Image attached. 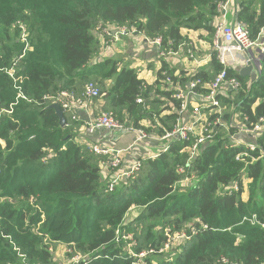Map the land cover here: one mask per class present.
<instances>
[{"label": "trees", "instance_id": "trees-1", "mask_svg": "<svg viewBox=\"0 0 264 264\" xmlns=\"http://www.w3.org/2000/svg\"><path fill=\"white\" fill-rule=\"evenodd\" d=\"M228 2L0 0V264L18 263L19 255L29 264H55L49 246L59 243L87 255L89 264H133L124 252L125 234L136 240L135 252L158 251L166 228L193 227L200 229L196 235L155 255L161 258L155 264H220L222 257L234 264H264V228L242 222L256 215L264 224V158L245 168L251 181L243 188L244 164L234 159L239 149H225L221 134L188 166V143L171 140L166 152L139 158L134 180L105 193L102 158L77 141L82 122L64 114L67 123L61 128L51 102L42 101L62 91L80 95L93 82L100 91L94 103L103 101L100 110L113 112L125 126L164 136L172 131L179 107L171 85L210 82L222 70L214 52L206 67L187 77L176 75L162 59L155 81L147 83L127 64L98 60L95 30L98 25L127 27L148 41L161 38L163 51H176L187 42L183 31H204L212 42L218 7ZM236 7V21L257 39L264 26V0H236ZM16 23L26 28V41ZM228 76L236 77L242 90L225 103L236 105L249 122L264 117V60L254 82L235 70ZM258 142L264 148V137ZM235 181H240L239 191L224 195ZM132 210L137 215L124 224Z\"/></svg>", "mask_w": 264, "mask_h": 264}, {"label": "built area", "instance_id": "built-area-1", "mask_svg": "<svg viewBox=\"0 0 264 264\" xmlns=\"http://www.w3.org/2000/svg\"><path fill=\"white\" fill-rule=\"evenodd\" d=\"M227 4L220 5L218 7L219 12H225ZM215 23V33L212 40L213 51L217 62L222 66V70L208 83H202L200 79H193L184 86L179 84L171 85V89L174 91L172 98L179 103V107L176 109L177 119L172 131L162 137H153L142 129H133L125 126L111 111L100 110L96 116H90L91 105L100 96V91L93 82L85 84L80 95L62 91L51 98L44 96L42 101L49 100L51 102L50 105L58 104L63 113L69 116L72 121L82 122L88 135L99 131L113 132L118 136L132 134L133 142L131 147L148 140L158 142L159 150L156 154L150 156L152 158L157 157L161 152H166L171 140L187 142L188 145L185 150L188 152L189 157L186 166L198 156L201 149L208 146L221 134L223 139H226L225 149H239L234 159L236 162L244 164L241 172L243 173L241 182L243 188H245L251 181L247 178V174L244 173L245 168L264 158V148L258 142L264 137V117L258 118L255 122H249L248 116L240 112L236 105H227L225 103L226 101H232L233 96L242 90L241 82L236 77H229L228 71L235 69L236 66L242 68L249 62L254 63V57L251 54L254 50H257L264 59V38L262 37L264 26L257 39L252 40L248 29L237 22L236 19L232 23H226L224 20H217ZM15 26L20 30L21 40L26 41V28L21 23H16ZM95 31L98 36L105 38L106 41L108 40L107 42L105 41L106 44L114 43L122 37L133 36L135 33L133 29L127 27L115 28L112 25H98ZM143 40L147 45L158 48V57L161 59L165 60L175 54L173 51H163L159 48L161 38H155L152 41ZM26 48H28V45H26ZM186 56L193 60L194 50L188 47ZM238 69L237 73L240 70ZM257 71L256 73L254 69L249 83L257 79L260 72L259 65ZM8 74L13 76V71H8ZM165 74L166 72H163V75ZM167 81L169 82V79ZM17 97L24 98L20 93ZM136 103L140 104L141 99L137 98ZM80 112L86 113V122L81 119ZM86 145L93 155L102 158L99 167L105 180V193H111L120 183L132 181L136 178L141 168L140 159L125 163L124 151L122 150L105 145ZM254 152L257 154L253 155ZM183 169L184 167H179L178 171L183 172ZM187 181L184 180L181 184H186ZM239 182L235 181L230 185L224 191V195L231 196L232 193L238 192L240 189ZM242 222H248L251 226L258 225L264 228V224L258 222L256 215L244 217ZM202 229H207V226L203 225ZM199 230L193 227L188 231L175 233L166 228L164 233L166 239L158 252H168L171 249L169 246L176 242L188 240L191 236L196 235ZM122 239L126 243V259L132 260L133 264H146L147 254L154 253L151 248L135 252L133 247L136 246V242H132L130 234H125ZM68 246L65 245L63 252L68 259V264H89L90 260L87 255H81ZM49 251H53L52 245L49 246ZM19 257L20 261L15 264H29L23 255H19ZM143 258L144 262H142ZM219 263L234 264L224 257L219 260Z\"/></svg>", "mask_w": 264, "mask_h": 264}, {"label": "crops", "instance_id": "crops-1", "mask_svg": "<svg viewBox=\"0 0 264 264\" xmlns=\"http://www.w3.org/2000/svg\"><path fill=\"white\" fill-rule=\"evenodd\" d=\"M236 12V0H229L225 12H221L219 20L232 23L236 18ZM183 35L186 36L187 42L182 46H179L176 51H173L175 54H173V56L167 57L165 61L170 69L175 70L176 75H182V73H184V76L181 77H187L188 75L195 72L197 73L202 68L206 67L210 62L211 54L214 51L212 42L206 40V32L183 31ZM262 37L264 38V31L262 32ZM97 38L99 40L101 49L98 59L99 61L103 59L118 60L120 62V67L127 64L129 68L135 69L138 72L139 77L145 79L147 83H152L155 81L157 72L161 68L162 59L158 57V52L155 47L147 45L141 36L122 37L114 43H107L109 45L105 43V38H99V36H97ZM188 47L194 50L193 60H190L186 56ZM251 54L254 57L253 62L257 73V61H260V66L264 59L261 60V56L257 50L252 51ZM238 68L239 67L236 66V68L232 70L237 71ZM245 79L250 81L251 77ZM102 103V100H99L95 103L93 102L89 111V115H97L100 109H102ZM80 117L86 122L87 116L85 112H80ZM77 141L81 144L105 145L114 147L117 150H122L124 151L123 157L125 159V163L132 162L133 160L139 159L141 157L143 158L146 153H150L149 155L156 154L159 150V143H156V150L150 151L148 147L149 144L147 145L149 140L144 143H138L131 147L133 142L132 134L118 136L113 132L100 131L92 135H88L84 130V125H81V127L78 129ZM151 141L154 142V140Z\"/></svg>", "mask_w": 264, "mask_h": 264}, {"label": "rangeland", "instance_id": "rangeland-1", "mask_svg": "<svg viewBox=\"0 0 264 264\" xmlns=\"http://www.w3.org/2000/svg\"><path fill=\"white\" fill-rule=\"evenodd\" d=\"M219 19L220 18H218V20ZM216 20H215V22H216ZM215 22L213 23V26L214 27L216 25ZM226 23H228V21H226ZM97 36H98V34H97ZM99 38H101V37L99 36ZM97 59H98V57L97 58H94L93 61H96ZM110 84H111V81L104 82V85L106 87H109ZM142 124H144V126L146 128H150V124L148 122H143ZM147 145H148L150 151L156 150V145H155V143L153 141H149L147 143ZM149 154L150 153H146L145 156H143V157H147V156H149ZM181 186H183V185L181 184ZM245 195H246V191H244V193L242 194V198H245L246 197ZM137 211L138 210H132L131 212L127 213L125 219L123 220V223L126 224V223H129L130 221H132L135 218V216L137 215L136 214ZM185 231H186V229H181L179 231H175V233H182V232H185ZM120 234H121L120 230L117 229V231L115 232V242H119V236H120ZM128 234H130V233H128ZM130 235L132 236V234H130ZM175 241H177V240H175ZM132 242H136V240L134 239V237H132ZM177 244H178V242H176L173 245L169 246L171 248L169 251H171L172 249L176 248ZM54 246L55 247H53V251H52V253H53L52 254V256H53L52 257V261L55 264H68V259L65 257V255L63 253L64 250H65V245L62 244V243H59L58 245H54ZM150 248H152V247H150ZM125 249H126V243H125V246H124V252H125ZM147 250H149V249H147ZM155 253H157V254H155ZM160 254H162V253H159L158 251H154V253H152V254H147L146 259H150L151 262H152V264H155V261H159L161 258H159V257L154 258V256L155 255L160 256ZM142 262H144V258L142 259Z\"/></svg>", "mask_w": 264, "mask_h": 264}, {"label": "water", "instance_id": "water-1", "mask_svg": "<svg viewBox=\"0 0 264 264\" xmlns=\"http://www.w3.org/2000/svg\"><path fill=\"white\" fill-rule=\"evenodd\" d=\"M261 60L263 59V57L261 56L260 57ZM260 64V61L258 60L257 61V66ZM255 69V65L254 63L252 62H249L246 66L240 68V70L238 71V75L241 77V78H248L251 76V74L253 73ZM50 108H52L56 115L58 116L59 118V123H60V127L61 128H64L66 127V118H65V115L63 113V111L60 109L59 105L58 104H51L49 105Z\"/></svg>", "mask_w": 264, "mask_h": 264}]
</instances>
